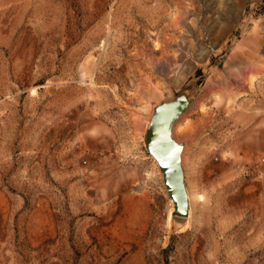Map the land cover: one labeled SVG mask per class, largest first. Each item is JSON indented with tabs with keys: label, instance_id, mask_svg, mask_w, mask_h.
<instances>
[{
	"label": "rangeland",
	"instance_id": "1",
	"mask_svg": "<svg viewBox=\"0 0 264 264\" xmlns=\"http://www.w3.org/2000/svg\"><path fill=\"white\" fill-rule=\"evenodd\" d=\"M0 264H264V0H0Z\"/></svg>",
	"mask_w": 264,
	"mask_h": 264
},
{
	"label": "water",
	"instance_id": "2",
	"mask_svg": "<svg viewBox=\"0 0 264 264\" xmlns=\"http://www.w3.org/2000/svg\"><path fill=\"white\" fill-rule=\"evenodd\" d=\"M187 104L183 95H176L167 102L155 105L143 136L146 151L155 159L162 174L164 189L172 199L171 214L178 217L187 216V194L180 166L182 143L171 136V131Z\"/></svg>",
	"mask_w": 264,
	"mask_h": 264
},
{
	"label": "bare ground",
	"instance_id": "3",
	"mask_svg": "<svg viewBox=\"0 0 264 264\" xmlns=\"http://www.w3.org/2000/svg\"><path fill=\"white\" fill-rule=\"evenodd\" d=\"M175 124H176V122H175L174 125L172 126V129L174 128ZM152 158H153V157H152ZM154 160H155V159H154ZM160 173H161V172H160ZM186 194H187V193H186ZM171 200H172V199H171ZM187 202H188V196H187ZM172 210H173V208H172ZM188 215H189V212L187 213V216H185V217H178V216L172 215L171 212H170V214L168 215V218H167V223H168V225H169L170 227H171V226H177V225L183 227V226L187 225V222H188V219H189V218H187Z\"/></svg>",
	"mask_w": 264,
	"mask_h": 264
}]
</instances>
